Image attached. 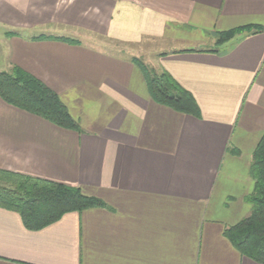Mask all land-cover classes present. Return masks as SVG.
Returning <instances> with one entry per match:
<instances>
[{"label": "crops", "instance_id": "obj_1", "mask_svg": "<svg viewBox=\"0 0 264 264\" xmlns=\"http://www.w3.org/2000/svg\"><path fill=\"white\" fill-rule=\"evenodd\" d=\"M248 25L263 30L205 50ZM134 58L169 73L199 116L154 101ZM12 65L55 91L81 131L0 98V168L106 207L29 229L0 206V264H259L224 230L251 210L264 0H0V71Z\"/></svg>", "mask_w": 264, "mask_h": 264}, {"label": "trees", "instance_id": "obj_2", "mask_svg": "<svg viewBox=\"0 0 264 264\" xmlns=\"http://www.w3.org/2000/svg\"><path fill=\"white\" fill-rule=\"evenodd\" d=\"M263 30L259 26L235 27L214 33L215 42L210 52L218 49L234 36ZM75 42L67 37H54ZM133 61L142 70L149 96L157 103L179 112L199 116V107L192 94L177 83L166 71L157 72L141 60ZM0 98L19 109L40 116L49 122L76 131L79 123L55 91L17 65L0 71ZM249 174L254 181L246 200L250 213L224 230L225 237L243 256L264 264V131L252 151ZM0 206L16 211L29 229H40L70 211L91 207H106L98 197L84 194L77 186L33 177L0 168Z\"/></svg>", "mask_w": 264, "mask_h": 264}, {"label": "rangeland", "instance_id": "obj_3", "mask_svg": "<svg viewBox=\"0 0 264 264\" xmlns=\"http://www.w3.org/2000/svg\"><path fill=\"white\" fill-rule=\"evenodd\" d=\"M109 45H111V46H115V47H118V48H123V49H126V50H132V48L134 47V46H132V45H126L125 47L124 46H121V45H118V44H113V43H109ZM163 48H165L166 46L165 45H163L162 46ZM162 48V49H163Z\"/></svg>", "mask_w": 264, "mask_h": 264}]
</instances>
